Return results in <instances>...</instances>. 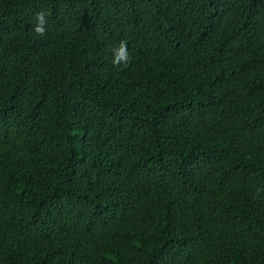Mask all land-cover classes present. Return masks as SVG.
Wrapping results in <instances>:
<instances>
[{
    "label": "trees",
    "instance_id": "16d2710c",
    "mask_svg": "<svg viewBox=\"0 0 264 264\" xmlns=\"http://www.w3.org/2000/svg\"><path fill=\"white\" fill-rule=\"evenodd\" d=\"M0 264H264V0H0Z\"/></svg>",
    "mask_w": 264,
    "mask_h": 264
},
{
    "label": "clouds",
    "instance_id": "9594fccd",
    "mask_svg": "<svg viewBox=\"0 0 264 264\" xmlns=\"http://www.w3.org/2000/svg\"><path fill=\"white\" fill-rule=\"evenodd\" d=\"M35 20L36 24L32 30L40 37L45 36L47 32L46 26L48 25L47 13L44 11L36 13ZM131 60L132 58L128 51L126 41H121L119 45L113 49L112 64L116 68H121V66L123 68H127L130 66ZM257 191L259 192L260 189H258Z\"/></svg>",
    "mask_w": 264,
    "mask_h": 264
}]
</instances>
